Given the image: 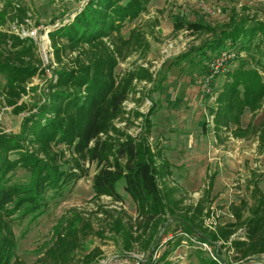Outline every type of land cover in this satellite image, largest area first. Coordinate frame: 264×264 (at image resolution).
I'll list each match as a JSON object with an SVG mask.
<instances>
[{"label": "rangeland", "instance_id": "obj_1", "mask_svg": "<svg viewBox=\"0 0 264 264\" xmlns=\"http://www.w3.org/2000/svg\"><path fill=\"white\" fill-rule=\"evenodd\" d=\"M87 1L0 0V12H6L0 31L32 38L34 64L38 67L27 79L26 91L19 94L16 104L15 94L6 90V79L0 74V134L19 131L23 117L43 101L41 94L49 80L56 79V70L71 64L80 52H98L110 46L112 53H116V47H120L127 54L119 60L112 78L119 85L131 78L130 90L122 102L121 114L98 137L108 142L125 137L145 140L155 154L159 183L175 215L187 212L188 216L194 215L193 208L203 198L205 207L201 212L196 210L198 229L216 232L219 225L233 222L231 204L243 198L252 203L251 190L256 182L264 191V139L260 136L264 105L253 113L246 111L241 117V126L248 127L245 135H235L234 125L216 132L214 115L209 109L213 104L206 101L201 90L210 57L201 60L194 51L215 35L185 25L176 28V23L207 24L220 31L229 23L233 12L263 17L264 0H150L137 19L127 20L120 32L115 31L112 37L103 40L105 43L64 51L58 56L50 31L61 21L71 20ZM34 28L38 29L36 37L21 36L22 29ZM137 34L142 43L134 48L137 42L133 38ZM129 37L133 41L126 44ZM29 43L25 40L22 45ZM8 44V49L13 48ZM184 53L190 56L181 57ZM82 57L86 62V55ZM26 58L30 61V55ZM229 61L225 72L238 64L235 58ZM225 72L217 81L219 91L227 81ZM28 148L32 151L36 146ZM53 152L62 170L75 171L81 176L66 184L58 194L47 196L44 212L35 219L28 217L13 222L18 257L13 264H53L54 258L44 255L55 241V229L76 215L83 218L84 227L81 238L80 232L79 238H75L79 244L69 264H116L135 257L146 258L154 252L159 254L160 264H200L201 257L212 256V246L182 231L174 218L164 227L157 221L146 226L125 192L123 181L117 184L122 202L111 195H96L93 177L99 164L89 159V154L83 158L66 144L55 145ZM11 156L14 158L15 152ZM164 161L168 163L169 173L161 175ZM28 175L29 171L20 167L13 180L25 181ZM245 234L244 228H237L227 240L217 241L222 259L227 264H264V253L259 254L260 258H242L239 248L231 245L235 238L245 239ZM164 251H170L167 257L163 256Z\"/></svg>", "mask_w": 264, "mask_h": 264}, {"label": "trees", "instance_id": "obj_2", "mask_svg": "<svg viewBox=\"0 0 264 264\" xmlns=\"http://www.w3.org/2000/svg\"><path fill=\"white\" fill-rule=\"evenodd\" d=\"M149 1L88 0L71 20L61 21L56 29L50 31L56 54L59 56L64 51L73 52L84 50L85 46L92 48L103 44L105 38L112 37L115 31L120 32L127 20L137 19L146 10ZM5 16L6 12H0V22H4ZM250 22L252 25H249ZM184 25L193 30L211 31L215 35L202 47L194 49L201 60L211 59L226 49L236 51L238 64L225 72L227 81L220 91L217 90V81L222 74L215 78L213 88L217 92L216 99L211 100L209 95L204 97L213 104L209 109L214 115L216 132L234 125L235 135H245L248 127L241 126V117L246 111L253 113L264 105V16L256 18L233 12L229 23L220 31L207 24H184L183 21L176 23V28ZM131 38L125 43L135 40L134 48H138L142 43L140 34L133 40ZM25 40L30 43L23 46ZM8 43L14 49H8ZM116 48V53H112L110 46L98 52H80L71 64L56 70V79H50L41 94L43 101L36 105V110L31 109L23 117L19 131L0 134V264H13L18 260L13 222L28 217L35 219L44 212L47 196L58 194L66 184L81 176L75 171H64L57 164L53 147L58 144H66L83 158L89 154V159L98 161L99 169L93 177L96 195H111L122 202L123 196L117 184L123 181L125 192L133 200L139 219L142 218L146 226L157 221L164 227L174 218L182 231L211 245L212 256L201 257L200 264H227L217 249V241L227 240L237 228L245 229L246 238H235L231 245L239 248L242 258H260L259 254L264 253V191L257 182L251 190L252 203L243 198L231 204L233 222L219 225L216 232H205L198 229L195 223L199 219L196 210H203L205 199L202 198L193 208L194 218L188 216V212L175 215L159 183L155 154L143 138L125 137L108 142L98 137L121 114V105L132 81L129 78L119 85L112 78L119 60L127 54L120 47ZM242 52L245 56L241 55ZM84 54L86 62L82 60ZM29 55L30 61L26 58ZM189 56L184 53L181 57ZM35 59L32 38L24 39L0 31V74L6 79V90L15 94L14 103L19 94L26 91L27 79L38 68L34 64ZM261 127L263 140L264 123ZM95 138L94 145L89 146ZM29 146H36V149L30 151ZM12 152H15L14 158ZM167 166V161H164L161 175L169 173ZM20 167L29 171L28 179L14 181L15 171ZM211 187L212 184L207 193ZM163 215L168 217L162 218ZM83 227L80 215L65 225L61 223L57 226L55 241L46 249L44 258L53 257V264H69L79 244L75 238H79V232L81 238ZM169 253L164 251L163 256L167 257Z\"/></svg>", "mask_w": 264, "mask_h": 264}, {"label": "built area", "instance_id": "obj_3", "mask_svg": "<svg viewBox=\"0 0 264 264\" xmlns=\"http://www.w3.org/2000/svg\"><path fill=\"white\" fill-rule=\"evenodd\" d=\"M38 29L34 28L31 30L22 29V37H36ZM46 35L48 31L45 32ZM44 38V37H43ZM236 53L233 50L226 49L219 52L216 56L208 61L206 72L203 75L201 90L202 94L209 95L211 100H215L217 92L213 88L215 78L223 74L229 64V60L235 58ZM135 257V256H134ZM159 254L154 252L145 257H135L131 260H125L116 264H160L158 261Z\"/></svg>", "mask_w": 264, "mask_h": 264}, {"label": "water", "instance_id": "obj_4", "mask_svg": "<svg viewBox=\"0 0 264 264\" xmlns=\"http://www.w3.org/2000/svg\"><path fill=\"white\" fill-rule=\"evenodd\" d=\"M109 262H107V264H108Z\"/></svg>", "mask_w": 264, "mask_h": 264}]
</instances>
